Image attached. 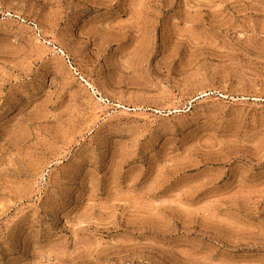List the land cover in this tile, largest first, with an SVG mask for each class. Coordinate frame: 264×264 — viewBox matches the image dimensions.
Listing matches in <instances>:
<instances>
[{"label": "rangeland", "instance_id": "1", "mask_svg": "<svg viewBox=\"0 0 264 264\" xmlns=\"http://www.w3.org/2000/svg\"><path fill=\"white\" fill-rule=\"evenodd\" d=\"M0 264H264V0H0Z\"/></svg>", "mask_w": 264, "mask_h": 264}]
</instances>
